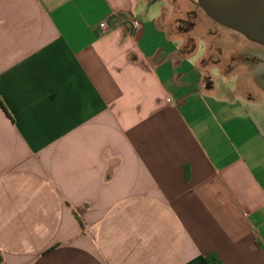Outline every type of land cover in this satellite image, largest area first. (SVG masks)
<instances>
[{
    "label": "crops",
    "instance_id": "0c3cea01",
    "mask_svg": "<svg viewBox=\"0 0 264 264\" xmlns=\"http://www.w3.org/2000/svg\"><path fill=\"white\" fill-rule=\"evenodd\" d=\"M183 17L0 0V264H264V87Z\"/></svg>",
    "mask_w": 264,
    "mask_h": 264
},
{
    "label": "water",
    "instance_id": "95a60500",
    "mask_svg": "<svg viewBox=\"0 0 264 264\" xmlns=\"http://www.w3.org/2000/svg\"><path fill=\"white\" fill-rule=\"evenodd\" d=\"M202 13L217 26L232 31L264 49V0H194ZM251 74L264 87V56L245 54Z\"/></svg>",
    "mask_w": 264,
    "mask_h": 264
},
{
    "label": "rangeland",
    "instance_id": "374dc122",
    "mask_svg": "<svg viewBox=\"0 0 264 264\" xmlns=\"http://www.w3.org/2000/svg\"><path fill=\"white\" fill-rule=\"evenodd\" d=\"M180 1L182 2V9L184 14V17L179 24L180 27H182L181 31L184 32L186 29L188 30L189 27L195 28L194 31L192 32L193 33L192 43L197 42L199 44L200 53H202L203 46L205 43L202 41L203 40L202 37L204 38L206 37L205 34H203L204 31H206L207 29H212L213 31L217 30L216 35L210 37L209 39L210 42H212V44L211 46L208 47V55L205 57L206 59L204 63L207 65L212 63L219 65L221 67V71L224 73L238 74L241 76H244L246 74L251 75L252 72L249 65L241 63V60L238 56V52L242 51L241 50L242 48L248 47L246 51L247 53L248 52L259 53L264 56V50L257 51L250 48V46L252 45L250 42H248L250 46L244 45V43L242 42L243 40L241 38L242 36L240 37L238 34L232 31L217 26L215 23L210 21L198 7L197 9L195 5H193L192 1L194 0L192 1L180 0ZM186 1H188V3ZM222 35H225V38ZM222 38L224 39L222 40ZM231 55L232 57L234 56L235 60L237 61L236 63L238 64L235 65L234 64L235 61L233 63H230L229 57H231ZM229 79L235 80V77L231 75ZM229 79L227 80L229 81ZM219 80H221L222 82V79L219 78Z\"/></svg>",
    "mask_w": 264,
    "mask_h": 264
},
{
    "label": "flooded vegetation",
    "instance_id": "af4514ba",
    "mask_svg": "<svg viewBox=\"0 0 264 264\" xmlns=\"http://www.w3.org/2000/svg\"><path fill=\"white\" fill-rule=\"evenodd\" d=\"M240 36V35H239ZM241 37V36H240ZM242 38V42L244 43V45H246V46H250V44H248V41L246 40V39H243V37H241ZM250 48H252V49H254V50H257V51H262V50H264V49H262V48H260V47H258V46H254L253 44L250 46ZM247 49H248V47L246 48V47H244V48H242L241 50L242 51H239L238 52V56H239V58H240V60H241V63H243V64H245V53H247L246 51H247ZM229 60H230V63H233L234 61H235V65L236 64H238V63H236L237 61L235 60V58H234V56L232 57V55H231V57H229ZM240 60H238V61H240ZM234 68V67H233Z\"/></svg>",
    "mask_w": 264,
    "mask_h": 264
},
{
    "label": "built area",
    "instance_id": "2783aa9c",
    "mask_svg": "<svg viewBox=\"0 0 264 264\" xmlns=\"http://www.w3.org/2000/svg\"><path fill=\"white\" fill-rule=\"evenodd\" d=\"M130 29L132 33L135 35L142 27L141 22L138 19L131 18L130 20ZM100 27L102 29L106 28L104 24H101Z\"/></svg>",
    "mask_w": 264,
    "mask_h": 264
},
{
    "label": "trees",
    "instance_id": "16d2710c",
    "mask_svg": "<svg viewBox=\"0 0 264 264\" xmlns=\"http://www.w3.org/2000/svg\"><path fill=\"white\" fill-rule=\"evenodd\" d=\"M208 264H218V260L216 256H210L206 258Z\"/></svg>",
    "mask_w": 264,
    "mask_h": 264
}]
</instances>
